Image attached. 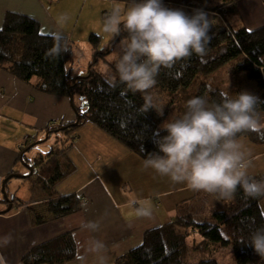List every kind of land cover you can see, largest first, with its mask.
I'll use <instances>...</instances> for the list:
<instances>
[{
    "label": "trees",
    "instance_id": "obj_1",
    "mask_svg": "<svg viewBox=\"0 0 264 264\" xmlns=\"http://www.w3.org/2000/svg\"><path fill=\"white\" fill-rule=\"evenodd\" d=\"M239 1L163 0L165 6L181 9L188 15H192L195 9L203 10L213 17V27L209 32L211 42L206 47V55L198 57L193 54L190 58L178 61L170 69L160 70L156 84L147 93L152 96L156 106L159 103L155 102L156 98L161 102L164 98L174 97L201 76L209 75L232 60H237V71L245 72L246 77L257 83L258 90L252 94L264 101V24L255 28L242 23L238 25ZM125 35L122 29L118 38ZM90 39L97 46L100 36L93 33ZM54 44L61 46L58 56L50 55ZM65 48L67 51L63 50ZM73 60V44L70 38L42 33L39 23L28 15H7L4 26L0 29V68L47 94L72 98L75 93H79L88 101L89 108L83 113L74 106L78 119L65 125L66 132L71 134L74 129L90 122L124 144L142 160L149 153L158 151L153 142L154 133L165 121L167 110L163 115L155 109L143 112L145 94L133 93L119 82L116 61L110 64L111 73L108 76L95 68L96 58L89 65L87 75L73 77L67 66ZM221 91L223 90L216 89L211 92L208 99L210 104L220 101ZM263 111L264 102H259L256 106L258 118ZM165 134L164 131L160 132V135ZM240 137L264 143V127L242 132ZM70 138L72 139V135ZM48 155L50 158H47L45 164L40 158L35 161L36 164H42L38 178L47 192L56 179L65 176L61 154L52 150ZM250 177L264 181V173ZM49 195L48 215L37 214V223L67 216L81 208V199L76 194ZM211 195L216 197L220 209L217 208L203 221H199L194 217L191 204L193 195H190L175 218L146 231L141 244L119 257L117 264H183V258L189 251L199 247L208 249L209 245L214 244L221 248L232 247L236 264H264V260L255 253L253 247L240 242L249 240L255 230L264 228V210L261 206L264 196L248 197L239 187L230 199ZM189 228L201 236L202 241L194 248L188 240ZM75 258L76 245L71 233H67L34 247L24 257L23 262L67 264ZM188 264L220 263L209 256Z\"/></svg>",
    "mask_w": 264,
    "mask_h": 264
},
{
    "label": "crops",
    "instance_id": "obj_2",
    "mask_svg": "<svg viewBox=\"0 0 264 264\" xmlns=\"http://www.w3.org/2000/svg\"><path fill=\"white\" fill-rule=\"evenodd\" d=\"M112 1L129 4V0H0V29L8 14L17 13L35 19L44 34L74 39L80 31L87 37L88 29L95 25L91 22L88 26L91 13L99 14L101 7V12L110 13ZM92 3L105 6L83 13L85 7L94 6ZM82 13L88 16L81 22ZM65 15L66 21L61 19ZM91 57L92 54L87 66ZM74 62L71 70H75ZM76 119L69 97L47 94L0 68L1 264H24V257L34 247L67 233H71L76 245V258L67 264H100L101 257L104 264H115L120 255L141 244L146 231L171 221L190 197L182 194L188 187L181 188V184L165 189V176L143 168L140 156L90 122L71 132L77 138L70 148L68 143L65 145V176L56 179L48 192L44 190L39 183L42 164L35 163L39 159L36 151L28 152L35 153L28 159L23 152L44 141L39 139L52 121L73 123ZM243 142L249 151L259 146L248 138ZM260 155L264 152L248 157L249 176L264 173V158ZM40 159L44 164L48 161L43 155ZM28 166L33 168L31 173ZM49 193L76 194L81 208L67 216L37 223V214L48 215ZM132 200L138 203L130 205ZM139 202L150 207L149 215H137ZM90 224L97 227H88ZM93 241L103 243L99 253L92 251Z\"/></svg>",
    "mask_w": 264,
    "mask_h": 264
},
{
    "label": "clouds",
    "instance_id": "obj_3",
    "mask_svg": "<svg viewBox=\"0 0 264 264\" xmlns=\"http://www.w3.org/2000/svg\"><path fill=\"white\" fill-rule=\"evenodd\" d=\"M61 19L66 21L68 17ZM212 27L213 17L201 9L188 15L181 9L165 6L163 0H129L123 12L114 7L103 18L101 30L113 37L119 36L122 29L126 33L119 41L116 55L119 82L133 93L145 94L143 112L155 109L163 115V109H157L148 90L156 84L162 68L170 69L193 54L206 55ZM61 50L59 44H54L50 55L58 56ZM219 95L220 101L211 104L205 97H192L186 101L183 115L165 120L154 133L158 151L149 153L142 166L174 183L186 184L190 190L223 199L232 198L238 187L248 197L264 196V181L248 174L249 153L239 138L242 132L264 127L256 112L257 104L264 101L248 91H221ZM161 131L166 134L160 135ZM139 203L137 215H149L150 207ZM88 227L94 229L97 225ZM240 242L253 247L264 260V228ZM103 247L101 241L92 242L93 252L99 253ZM100 264H104L102 257Z\"/></svg>",
    "mask_w": 264,
    "mask_h": 264
},
{
    "label": "rangeland",
    "instance_id": "obj_4",
    "mask_svg": "<svg viewBox=\"0 0 264 264\" xmlns=\"http://www.w3.org/2000/svg\"><path fill=\"white\" fill-rule=\"evenodd\" d=\"M212 1L215 2L218 0H212ZM259 2L260 3L257 4L253 0L239 1L238 3L239 14L237 21L238 25H241L242 23L245 26H250L254 28L263 25L264 0H259ZM92 5L94 6L89 7L90 5L89 6L86 5L88 7L84 8L83 13H87V12L91 13L92 10L96 11L100 8V6H105L96 3H92ZM127 5L128 4L122 3L121 1H112V9L114 7H119L122 12L123 10L126 9ZM100 9H103V7H101ZM100 9H99V14L92 12L91 16L93 17H89L90 22L88 23V26L91 25V22L95 25L94 27H90V29H88L89 31L87 37L86 35H83L79 31L78 33L79 35L76 34L74 39L70 38L73 44V59H75V62L74 60L72 62H69L67 66L68 68L71 69L70 65L74 62L75 70H71L73 77H76L78 75L80 76L87 75L89 65L96 58L97 61L94 63L95 68L99 70L102 74L108 76L111 73L110 64L116 61V55L119 51V41L121 40V38H118V36L113 37L110 36L109 34L102 32L101 26H102L103 18L109 13L101 12ZM112 9H110L109 11L111 12ZM83 13H82L81 22L84 20L85 17L88 16V15H84ZM91 30H94L92 33L101 36L97 46H94L93 42L89 37L91 34ZM91 50L93 51V53L91 52ZM91 54H92L91 57L92 59L89 65L87 66L86 62H88V59L90 58ZM236 64H237V60H232L228 64L218 68L216 71L210 73L209 75L201 76L190 87L180 91L174 97L172 96L167 98L161 97V99L164 98L162 99L161 102L159 98H156L155 102L156 103L159 102L158 105L156 106L157 109H163V114L164 112H166L165 110H167V115L165 116L164 120H167L169 117L171 118L180 117L181 115H183V113L186 110L185 105L187 100L195 96H202L208 100L210 98L211 92L216 89L228 91L230 94L238 93L240 91H248L250 93H254L255 91H257L258 90L257 83L254 80H251L248 77H246L245 72L237 71L235 68ZM69 98L71 100L73 108L74 106L78 108L80 113H83L86 110H88L89 103L83 95L79 93H75L72 98L71 97ZM74 110L76 111L75 108ZM259 121L261 124H264V111L260 114ZM67 124L70 123H62L61 121L55 123L54 121H52L48 129L43 133V135H41L42 136L41 139H39L44 141L40 144L37 143L36 146L31 150H27L23 152V154L26 153L24 158L28 159L30 158V156L35 155V153L34 155L32 154L28 155V152L30 151L31 152L36 151L37 158H41V155H43L45 159L50 158L48 155L49 151L55 150L57 154H61V160L64 162V158L67 152L65 145L68 143V147L70 148L72 143L77 138L75 137L76 134H74L72 135V139H71L70 138L71 134L64 130V127ZM77 130L78 129H74L71 132H75ZM47 136H49L48 139H46ZM240 139L242 141H247L246 137H240ZM244 145L245 148L248 150L249 153L248 157L252 156L253 154H257L258 152L260 153L264 152V143L261 144L259 143L258 147L250 151H249V147L246 146V144ZM260 156L262 159L264 158V155H260ZM21 161H24V159L21 158ZM28 168H29V172L31 173L33 168L31 166H28ZM165 179H166V182H164L166 186L165 189L169 187L171 188L173 185L177 187L180 186L181 184V188L186 186V184L183 183H174L170 179L169 182H167V176H165ZM182 194L193 195V198L191 200V204L193 205V214L194 217L199 221H203L207 217V215H211L214 210H217V208L220 209L219 207L220 205L218 204L216 197L212 196L211 194L205 193L203 191H199V192L193 191L190 190L189 188L187 190L182 191ZM27 196L28 198L31 197V196L29 197L28 193ZM261 206L262 209L264 210V201H261ZM183 207L184 206H181L180 208L182 209ZM188 233H189L188 240L190 246L192 248L198 246L199 242L202 241L201 236L197 232L193 231V229L191 228L188 229ZM124 254L120 255L119 257L123 256ZM209 256L216 258L220 264H236L232 247L229 246L226 248H221L219 247L218 244L209 245L208 249H204V250L202 247H199L197 248V250L189 251L183 258V264H188L190 262L194 263L201 258H205ZM119 257L116 259L115 264H117V260L119 259Z\"/></svg>",
    "mask_w": 264,
    "mask_h": 264
}]
</instances>
